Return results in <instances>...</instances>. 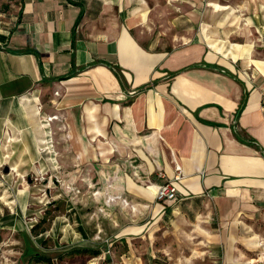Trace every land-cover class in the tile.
Listing matches in <instances>:
<instances>
[{"label": "crops", "instance_id": "1", "mask_svg": "<svg viewBox=\"0 0 264 264\" xmlns=\"http://www.w3.org/2000/svg\"><path fill=\"white\" fill-rule=\"evenodd\" d=\"M257 1V38L242 44L217 38L214 24L237 11L218 0L203 12L204 0H23L15 27L0 36V163L38 174L63 154L112 161V185L123 182L115 193L138 201L136 223L122 226L119 240L143 236L164 264H257L264 0ZM45 143L53 150L43 151ZM100 174L108 180L105 168ZM168 180L177 198L157 201L147 186Z\"/></svg>", "mask_w": 264, "mask_h": 264}, {"label": "rangeland", "instance_id": "2", "mask_svg": "<svg viewBox=\"0 0 264 264\" xmlns=\"http://www.w3.org/2000/svg\"><path fill=\"white\" fill-rule=\"evenodd\" d=\"M208 1L204 0L201 12ZM218 1L237 11L223 24H214L217 38L242 44L257 38L261 3ZM22 3L23 0H0V36L15 27ZM47 146L42 145L43 151H51ZM59 159L60 163L52 164L49 172L41 170L38 174L36 170L17 174L11 170L12 165L6 164L3 177L0 169V264H49L31 258L35 251L50 256L53 264L165 263L159 252L155 258L150 255L151 246L143 236L131 239V244L117 238L122 226L136 223L133 220L138 201L128 194L115 193L114 186L123 182L112 185V161L104 165L101 160L82 162L65 154ZM103 168L108 180L100 174ZM77 247L101 252L98 256L70 257L68 252Z\"/></svg>", "mask_w": 264, "mask_h": 264}, {"label": "built area", "instance_id": "3", "mask_svg": "<svg viewBox=\"0 0 264 264\" xmlns=\"http://www.w3.org/2000/svg\"><path fill=\"white\" fill-rule=\"evenodd\" d=\"M57 93H58V91H57ZM134 93H135V91H130V94H134ZM55 118H58V115H50L49 116V120H53ZM5 156L8 157L9 155L6 154ZM4 165H6V163L4 161L1 162L0 163V169H3ZM177 168H179V165H177ZM147 188L153 190V192L155 193V198L157 201L164 202V201L174 200L177 198L178 187L175 184L174 180H168V181H165L163 183H151L147 186ZM125 202H129V201L126 200ZM132 207H133V209H136L135 205H133ZM254 260H256V259H252L253 262H255ZM257 264H264V258L262 260L257 259Z\"/></svg>", "mask_w": 264, "mask_h": 264}, {"label": "trees", "instance_id": "4", "mask_svg": "<svg viewBox=\"0 0 264 264\" xmlns=\"http://www.w3.org/2000/svg\"><path fill=\"white\" fill-rule=\"evenodd\" d=\"M22 9H20V13H21ZM241 109L239 110V112H241ZM100 250L99 249H92L89 247H77V248H73L72 250H70L69 256L70 257H75V256H81V257H85L87 255H92V256H98L100 254ZM36 259L37 261H44V262H48L49 264H53L52 258L50 256H47L45 254L39 253V252H33L31 258Z\"/></svg>", "mask_w": 264, "mask_h": 264}, {"label": "bare ground", "instance_id": "5", "mask_svg": "<svg viewBox=\"0 0 264 264\" xmlns=\"http://www.w3.org/2000/svg\"><path fill=\"white\" fill-rule=\"evenodd\" d=\"M47 119H49V116L47 117ZM48 147H50L51 149H52V144H50ZM53 150V149H52ZM11 170H17V167H15V166H12L11 167ZM126 204H129V202H125Z\"/></svg>", "mask_w": 264, "mask_h": 264}, {"label": "water", "instance_id": "6", "mask_svg": "<svg viewBox=\"0 0 264 264\" xmlns=\"http://www.w3.org/2000/svg\"><path fill=\"white\" fill-rule=\"evenodd\" d=\"M5 171H6V172L9 171V166H8V165L5 167Z\"/></svg>", "mask_w": 264, "mask_h": 264}]
</instances>
